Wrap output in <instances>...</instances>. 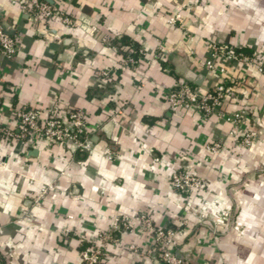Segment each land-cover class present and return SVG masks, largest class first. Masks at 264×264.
I'll use <instances>...</instances> for the list:
<instances>
[{"label": "crops", "instance_id": "crops-1", "mask_svg": "<svg viewBox=\"0 0 264 264\" xmlns=\"http://www.w3.org/2000/svg\"><path fill=\"white\" fill-rule=\"evenodd\" d=\"M66 6L73 26L34 24L15 0H0V21L17 42L12 59L0 54V123L14 127L18 106L46 111L57 104L87 113L92 142L79 152L0 138V263L79 264L80 242L102 245L100 235L111 232L103 264H161L140 253L149 237L139 227L113 230L118 219L143 213L173 228L187 218L174 249L182 264H264V72L233 70L245 74L236 90L249 94L247 126L258 133L247 148L229 135L230 123L175 113L162 97L176 81L200 90L217 81L203 67L212 42L264 54V0ZM123 36L144 50L135 69L121 67L128 47H111ZM104 69L114 74L99 86ZM214 142L221 148L212 152ZM180 171L207 186L176 191L171 175ZM47 185L53 187L36 202Z\"/></svg>", "mask_w": 264, "mask_h": 264}, {"label": "built area", "instance_id": "built-area-1", "mask_svg": "<svg viewBox=\"0 0 264 264\" xmlns=\"http://www.w3.org/2000/svg\"><path fill=\"white\" fill-rule=\"evenodd\" d=\"M70 0H15L24 11L27 19L32 23H61L66 26L75 25L72 18L66 12L67 2ZM178 12V11H177ZM178 14L169 19L172 23L177 20ZM104 41L108 42L105 38ZM114 51L122 48L112 44ZM17 51L16 38L7 32V28L0 21V54L7 59H12ZM134 50L128 48L121 60L122 68L135 69L144 60V50L140 46L133 56ZM240 66V67H239ZM203 67L217 78L209 88L200 90L191 86L186 81H176L171 87L163 91V99L170 110L175 113L195 112L202 119L216 116L232 125L229 135L237 144L247 148L257 139L256 130L249 128V119L252 113L250 96L247 92H237L236 87L242 85L245 74H234L237 67L239 71L253 70L256 73L264 72V54L260 51L244 53L237 51L234 46L225 42H212L209 44L207 57L203 60ZM235 67V68H234ZM112 73L109 69L99 71L97 82L102 86L103 81L110 80ZM235 105L236 108H229ZM14 127L0 123V138L5 140L20 139L26 144L37 142L50 145H70L79 152H87L92 149V142L87 125V113L81 109H68L62 111L57 104H53L48 110L27 108L18 106L13 111ZM221 148L219 142L211 143L208 149L212 152ZM171 183L178 192L189 195L191 191L202 190L207 186V181L189 171L175 172L171 175ZM53 185H47L36 195L35 201H39L48 189ZM190 197H187L185 214L194 215ZM136 222V223H134ZM136 224V225H134ZM187 218L182 217L177 228L167 225H155L150 218L143 213L132 217H122L113 225V230L131 232L139 227L149 237L148 244L140 253L157 260L161 264H182L176 256L174 249L177 239L184 233ZM100 244H87L80 242L79 264H103L104 244L113 242L112 234L100 235ZM130 249L138 251L135 245ZM1 264V263H0Z\"/></svg>", "mask_w": 264, "mask_h": 264}, {"label": "trees", "instance_id": "trees-1", "mask_svg": "<svg viewBox=\"0 0 264 264\" xmlns=\"http://www.w3.org/2000/svg\"><path fill=\"white\" fill-rule=\"evenodd\" d=\"M8 31V30H7ZM112 43H114L115 45H117L118 47H121L123 49V47H128V48H132L134 50V53H133V56L134 57H137L138 56V49L140 48V45L131 40L129 37L127 36H123L121 37L120 39H116V40H113ZM237 51H241V52H244V53H251V52H246L244 49H237ZM124 52V51H123ZM122 52V53H123ZM125 53H123L124 55ZM91 95V94H90Z\"/></svg>", "mask_w": 264, "mask_h": 264}, {"label": "water", "instance_id": "water-1", "mask_svg": "<svg viewBox=\"0 0 264 264\" xmlns=\"http://www.w3.org/2000/svg\"><path fill=\"white\" fill-rule=\"evenodd\" d=\"M5 26V25H4Z\"/></svg>", "mask_w": 264, "mask_h": 264}]
</instances>
